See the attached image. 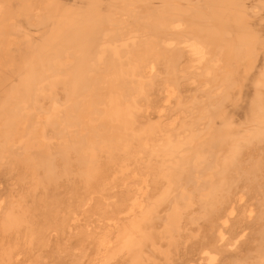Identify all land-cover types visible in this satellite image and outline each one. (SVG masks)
I'll list each match as a JSON object with an SVG mask.
<instances>
[{
  "label": "bare ground",
  "instance_id": "1",
  "mask_svg": "<svg viewBox=\"0 0 264 264\" xmlns=\"http://www.w3.org/2000/svg\"><path fill=\"white\" fill-rule=\"evenodd\" d=\"M0 264H264V0H0Z\"/></svg>",
  "mask_w": 264,
  "mask_h": 264
},
{
  "label": "rangeland",
  "instance_id": "2",
  "mask_svg": "<svg viewBox=\"0 0 264 264\" xmlns=\"http://www.w3.org/2000/svg\"><path fill=\"white\" fill-rule=\"evenodd\" d=\"M237 244H238V242L236 241V242H235V245H237ZM235 245H233V246H235ZM229 248H232L231 245H229Z\"/></svg>",
  "mask_w": 264,
  "mask_h": 264
}]
</instances>
